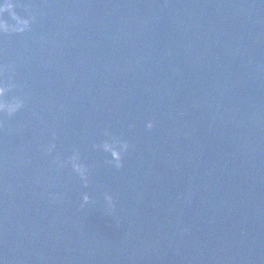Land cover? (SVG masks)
<instances>
[{"label":"water","instance_id":"95a60500","mask_svg":"<svg viewBox=\"0 0 264 264\" xmlns=\"http://www.w3.org/2000/svg\"><path fill=\"white\" fill-rule=\"evenodd\" d=\"M20 2L37 19L0 35L28 96L0 128L3 264H264V0ZM105 130L131 145L120 169ZM74 149L87 188L53 163Z\"/></svg>","mask_w":264,"mask_h":264},{"label":"clouds","instance_id":"9594fccd","mask_svg":"<svg viewBox=\"0 0 264 264\" xmlns=\"http://www.w3.org/2000/svg\"><path fill=\"white\" fill-rule=\"evenodd\" d=\"M22 7L26 15H20L17 13L16 8ZM8 19H5V16ZM37 17L32 10V4L28 2L21 3L20 0H0V35H8L13 33H25L31 29L32 24L36 21ZM15 65L14 64H0V128L4 126L3 117H13L22 109L25 108L28 96L23 92L14 79ZM7 78L5 79V75ZM10 93H16L9 97ZM146 129L151 130L154 127L153 121L149 120L146 125ZM104 136L107 137L102 142L94 144L93 148L100 150L110 155L111 159L107 163L116 169L123 167L124 156L128 153L131 145L128 140L119 136L111 134L108 130H105ZM57 149L55 143V133H53V139L49 143L42 147V151L46 154H52ZM53 163L57 168L63 169L70 167L71 170L77 174L80 181L85 188L89 185L90 168L87 164L82 162L79 151L74 149L72 154L67 158H62L57 155L53 160ZM103 200L107 209L111 212L114 209L113 195L105 191L103 193ZM95 201L92 196L87 192L82 194V202L80 207L84 208L89 204H93ZM0 264L3 261L0 260Z\"/></svg>","mask_w":264,"mask_h":264}]
</instances>
